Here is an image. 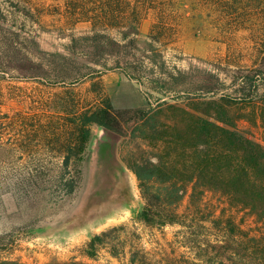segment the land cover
Here are the masks:
<instances>
[{"label":"rangeland","instance_id":"obj_1","mask_svg":"<svg viewBox=\"0 0 264 264\" xmlns=\"http://www.w3.org/2000/svg\"><path fill=\"white\" fill-rule=\"evenodd\" d=\"M68 1L0 0V123L53 116L41 103L56 100L63 86L83 101L96 97L101 83L114 109L148 107L160 130H175L194 115L241 116L238 128L261 140V129L249 122L254 107L234 102L239 94L233 81L243 72L259 73L255 99L264 103V0H228L224 10L219 0H140L146 10L136 33L127 26L100 32L88 23L73 25L65 13ZM142 131L144 123L126 128L114 146L116 165L93 125L72 195L56 189L60 161L38 142L22 138L25 146L0 150V261L119 264L105 252L96 262L80 253L93 236L131 225L141 211L128 166L141 153L152 159L162 150L160 143L142 140ZM14 138L12 129L3 136ZM25 180L40 185L14 193L12 183ZM148 231L164 243L177 230ZM148 231H139L144 243L151 239Z\"/></svg>","mask_w":264,"mask_h":264},{"label":"trees","instance_id":"obj_2","mask_svg":"<svg viewBox=\"0 0 264 264\" xmlns=\"http://www.w3.org/2000/svg\"><path fill=\"white\" fill-rule=\"evenodd\" d=\"M219 2L224 10L228 0ZM65 7L73 25L88 23L100 32L127 26L136 33L146 10L140 0H70ZM160 26L158 20L154 27ZM258 76L255 71L243 72L233 84L239 94L234 102L254 107L249 122L261 129L260 141L238 128L241 116L194 115L175 130H160L151 123L156 119L152 109H114L99 83L98 95L83 101L71 87L63 86L56 100L41 103L55 112L53 116L0 123V150L25 146V139L38 142L60 161L56 189L72 195L79 185L78 163L90 141L91 127L103 128L118 143L127 127L144 123L147 132L142 131L140 138L160 143L162 150L152 159L141 153L128 166L137 179L143 207L131 225L93 236L80 255L96 262L105 252L119 264H264V103L255 99ZM10 129L14 141H4ZM110 156L113 164L120 165L115 150ZM39 185L25 180L11 186L22 195ZM166 227L177 230L171 240L159 243L151 238L148 229ZM129 230L133 232L128 234ZM140 230L148 231L147 243L142 242ZM0 264L27 263L3 260ZM44 264L91 263L72 259Z\"/></svg>","mask_w":264,"mask_h":264},{"label":"water","instance_id":"obj_3","mask_svg":"<svg viewBox=\"0 0 264 264\" xmlns=\"http://www.w3.org/2000/svg\"><path fill=\"white\" fill-rule=\"evenodd\" d=\"M100 128V134L98 136V139L102 142L106 141L108 139L110 147L112 149V151L114 150V146L117 142H115V139L116 137L112 134H109L108 132H106L103 128L99 127Z\"/></svg>","mask_w":264,"mask_h":264}]
</instances>
